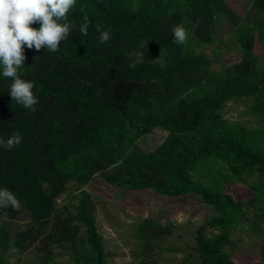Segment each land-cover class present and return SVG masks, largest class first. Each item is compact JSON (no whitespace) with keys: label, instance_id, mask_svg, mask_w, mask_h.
<instances>
[{"label":"trees","instance_id":"trees-1","mask_svg":"<svg viewBox=\"0 0 264 264\" xmlns=\"http://www.w3.org/2000/svg\"><path fill=\"white\" fill-rule=\"evenodd\" d=\"M227 1L77 0L68 13L75 28L56 52L24 47L19 74L35 85V111L12 100L0 66V139L22 137L11 150L0 146V189L20 201L19 210L0 208V264L30 251L38 260L25 264H109L97 202L85 188L95 175L113 187L197 197L213 212L194 230L195 255L182 264H237L220 240L249 227L264 236V60L254 52L264 0H250L244 17ZM81 6L87 36L78 30ZM221 20L242 48L232 65L218 66L206 52L217 47ZM97 24L110 31L104 44ZM175 25L186 28V43L173 41ZM231 101L253 119H227ZM154 131L162 143L144 152L137 142ZM230 182L247 185L250 197L233 198ZM24 213L30 221L13 234L12 221ZM173 231L151 217L135 226L138 264H157V246ZM55 248L68 261H57Z\"/></svg>","mask_w":264,"mask_h":264},{"label":"rangeland","instance_id":"rangeland-1","mask_svg":"<svg viewBox=\"0 0 264 264\" xmlns=\"http://www.w3.org/2000/svg\"><path fill=\"white\" fill-rule=\"evenodd\" d=\"M250 0H228L227 5L240 17H244L249 7ZM234 26L221 20L214 31L217 35V47L208 46L206 52L217 58L216 65L224 62L232 65L241 58L242 48L233 38ZM220 45V46H218ZM199 50L198 46H196ZM254 52L264 60V32L256 37ZM217 66V67H218ZM244 103L231 101L227 104L224 116L232 121H250L252 116L245 117ZM250 128H256L257 124H250ZM156 131L139 139L138 146L144 152L155 150L161 143ZM97 202V224L100 233L105 240L106 250L111 254L109 264H138L136 255L138 242L134 238L133 230L144 218H157L161 223H170L174 231L170 236L161 239L157 246L155 260L157 264H182L185 260L192 259L194 251V230L206 222L213 212L203 204H199L197 197L184 196L182 199L169 198L156 194L151 189H127L114 187L106 183L101 175H95L93 180L85 186ZM226 191L236 200H244L250 197V190L245 184L228 183ZM68 197L62 194L58 200L59 205L67 201ZM77 199L73 198L72 202ZM26 213L18 216L11 223L12 233L15 234L24 228L30 221ZM264 244V236L250 229H236L230 238L220 240V245L233 255L237 264H264L261 260V247ZM56 252H61L55 248ZM57 261H68L65 252L57 253ZM38 257L34 251L21 256L12 255L14 264H25L27 261L37 262Z\"/></svg>","mask_w":264,"mask_h":264},{"label":"clouds","instance_id":"clouds-1","mask_svg":"<svg viewBox=\"0 0 264 264\" xmlns=\"http://www.w3.org/2000/svg\"><path fill=\"white\" fill-rule=\"evenodd\" d=\"M77 0H0V66L3 77L12 80L9 93L13 101L24 109L35 111L39 103L33 93L34 83L20 77L19 70L25 64L24 47L41 48L49 52H56L61 41L67 39L75 24L68 21V13L76 7ZM84 13L83 23L79 25V33L88 35L89 20L85 6H81ZM61 21H64L61 23ZM39 23L40 27L30 25ZM96 31L100 33L99 42L104 44L112 37L110 31L103 30L97 24ZM173 41L177 44L187 42L188 32L182 25L172 27ZM144 52L136 53L137 62L142 63ZM22 141L20 133L13 132L5 141L0 139V146L11 150ZM11 207L19 210L20 201L7 189H0V208Z\"/></svg>","mask_w":264,"mask_h":264}]
</instances>
